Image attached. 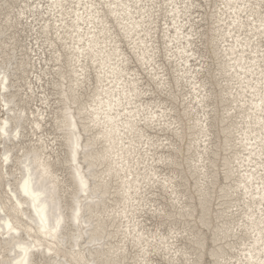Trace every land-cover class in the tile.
Masks as SVG:
<instances>
[{
	"label": "bare ground",
	"instance_id": "obj_1",
	"mask_svg": "<svg viewBox=\"0 0 264 264\" xmlns=\"http://www.w3.org/2000/svg\"><path fill=\"white\" fill-rule=\"evenodd\" d=\"M15 2L0 0V15L3 6L13 8ZM220 2L216 15L212 14L217 25L210 29L211 34L204 33L219 59V67L212 73L216 80L210 84L218 89L207 88L192 64L193 58L200 59L194 47L198 35L195 20L190 19L196 0H163L169 16L162 19L159 0L27 1L18 10L25 21L11 16L13 10L6 12L5 25L0 23V111L4 113L0 128L8 123V136L0 133V264H17L23 256L22 246L29 248L30 264H39L37 253L48 256L46 264H131L128 260L132 259L133 264H154L150 254L161 248L186 256L184 263L172 257L174 264H202L207 253L213 257L212 264H264V2ZM110 4L117 7L112 9ZM123 4L130 7V14L119 7ZM132 21L141 27L132 31ZM19 25L36 29L37 37L30 44L34 56L18 54L23 46L16 38ZM161 34L166 39L165 56L176 64L172 66L177 73L173 79L159 59ZM45 43L50 48L48 56ZM131 54L135 66H131L135 62ZM35 58L41 70L43 61L48 67L53 62L58 76L51 80L56 92L39 91L43 97L38 114L29 107L36 93L34 84L24 77ZM138 65L157 80L158 87L167 90L171 107L162 106L163 100L157 96L149 98L156 90L144 81ZM36 78L39 88L45 89L49 80L44 81L40 74ZM20 79L26 80L31 90L25 91L24 97ZM183 80L193 86V93L187 92L191 97L180 109L176 103ZM54 94L58 95L53 98L57 107L48 112ZM220 104L226 106L223 114ZM51 121L60 132L48 140L36 130ZM27 125L31 126L30 134L38 136L37 143L32 142L34 138L23 142L29 135ZM154 125L171 127L181 142L194 136L185 148L187 154L194 156L196 152V156H184V163L179 162L176 156L182 145L169 138L167 143L155 140L148 130ZM215 138L218 141H213ZM58 146L68 149V156L61 159ZM162 146L175 152L159 155L157 149ZM62 162L68 176L58 173L57 165ZM155 162L186 166L182 172L186 170L192 178L198 176L192 184L197 196L192 190L189 196L188 190H178L180 182L176 181L181 171L174 167L172 175L163 176ZM188 179L185 174L182 182ZM155 184L176 195L181 204L176 216L194 222L192 230L197 226L195 232L188 230L190 246L195 249L193 259L188 257L191 247L177 245V236L160 234L157 240L145 231L139 213L144 211L147 194ZM214 195L216 202L220 200L216 207L211 204ZM183 197L188 202H182ZM212 205L221 209L217 212ZM155 212L168 217L174 214L164 207H156ZM214 216L220 218L222 226L214 225ZM53 227L55 232H51ZM203 227L214 236V245L208 249L209 238ZM186 233L176 232L178 236ZM131 246L136 248L135 256Z\"/></svg>",
	"mask_w": 264,
	"mask_h": 264
},
{
	"label": "rangeland",
	"instance_id": "obj_2",
	"mask_svg": "<svg viewBox=\"0 0 264 264\" xmlns=\"http://www.w3.org/2000/svg\"><path fill=\"white\" fill-rule=\"evenodd\" d=\"M9 1H11V0H9ZM15 1L16 0H14V2ZM27 1H28V4L36 2V1L38 2V0H32V2H30V0H24V2H27ZM159 1L162 3V7H163V10L160 13L162 16V17L160 16L161 17L160 19H162V18H164V16H169V14L167 13V10H166L167 4L163 3V0H159ZM260 1H261V5H262V2H264V0H260ZM24 2H23V0L16 1L15 6L13 8H9L8 6H3L4 10L2 11L3 13L0 15V23L5 25L4 20L6 19L5 18L6 12L7 11L11 12V10H13V12H15V14H11V16L16 15L18 18L19 17L21 18L19 12L22 10V7H24ZM220 4H221L220 0H198V1L196 0V5L192 9V11H191L192 15L190 17V19L195 20V22H194L195 27L194 28L196 29L198 35H196V37H195L194 47H195L197 53L199 52L197 54V56L200 57V59L197 61L195 58H193L192 64H195V65H193V67L196 70L200 71L199 77L203 81L207 82V88H209V89L210 88H217V89L219 88L216 84L214 85L215 87L213 85H210V84H212V82H214L216 80V79L212 78V73L213 72L216 73L215 69H217L219 67V65H218L219 59H217L215 57V55L212 53L211 45H209V43L206 39L207 35L204 33L208 34L210 32L209 34H211L210 29L214 28L217 25L216 19L212 16V14L214 13L216 15V12L218 11V6H220ZM6 7H8L9 10H7ZM20 7H21V10H20ZM18 10H19V12H18ZM40 10L42 11L41 8H40ZM261 11L264 12V6H262ZM206 14H207V16H206ZM38 17L42 18L43 15L38 16ZM202 18H203V20H202ZM21 20H24V18H21ZM208 29H209V31H208ZM7 32H9V31H7ZM16 32H17L16 38H18V40L20 41V44L23 45L21 47L22 49L19 48L20 51L18 54H22V52H23V53H27L30 56H34V53H32V51L30 49L31 48L30 44L32 43V40H34V36H36V35H34V34H36V29H33V27L28 26V25L27 26L25 25L24 27L22 25H19V26H17ZM160 38H161V40H160ZM160 38H159V41H160V46H161V53H159V59L162 60V62H164L166 64L167 68L170 70V73H171L170 76H172V79H173V75H177V73L173 72L172 66L174 67L176 64L174 62L168 60V58L165 56L166 50H165L164 42L166 41V39L162 37V34L160 35ZM42 39L44 40V38H42ZM34 42H35V40H34ZM206 42H207V44H206ZM262 43L264 44V38L262 39ZM45 44H46V46H44V48H47L45 50V53L47 52L46 56H48L50 48H48L47 43H45ZM218 44L223 45V43L221 41H219ZM26 46H27V48H26ZM124 46L127 49V51L130 53L131 50L129 48V45L125 44ZM131 55L133 56L134 61H135V56L133 54H131ZM36 59L37 58H35L34 60L31 59V61H30L31 65L28 66V68H27V69H29L28 70L29 72L26 74V76H24L25 78H27V77L30 78V81H32L34 84L33 86H34V90L36 91V93L34 92V94L32 95L33 99L31 101V103L29 104V107L31 108V110H35V111H37L38 106L42 105L41 98L43 97V93H41L39 91H46L47 93L56 92V88L52 84L51 80H53V78L58 79V76L56 74H54V67H52L53 62H49L50 64H48V65L50 67H48V66H46V63L43 61L42 62L43 68L41 70V65L38 64ZM34 63L38 64V66H34L33 65ZM135 65H137L136 61L133 62V64H131V66H135ZM138 67L143 72V74L145 76L144 81L148 82L151 85L150 87L156 90V93L153 95L151 94V96L149 95V98L150 97L156 98V96H157L158 98L163 100L162 106H169L170 105V107H171L172 99L170 98V95L167 92V90L165 91V90H162V88L158 87L156 84L157 80L152 79L150 76H147L146 72H144L139 65H138ZM169 67H171V68H169ZM45 71L51 72V74L45 75V73H44ZM16 73H17V70H16ZM36 74L42 75L44 78V81L49 80V82L47 84H45V89L39 88L40 82L37 80ZM17 75L23 76L22 73H19ZM33 76H34V80H32ZM217 79H219L220 81L222 80L220 77H218ZM19 81H20V85H23V87L21 88V93H23V97H24L25 91L30 92L31 90L28 88L29 86L26 85L27 84L26 80H24V82H23V79H20ZM28 82H29V80H28ZM183 85H184V88H183L184 90L182 89V94H181V92H179L180 96H179L178 102L176 103L177 105H179L180 109H182L183 105L186 104V102L191 97V94L190 93L187 94V92L191 91L193 93V86L190 85V83H188L187 80H183ZM146 88H148V87H146ZM187 96H189V98ZM57 97H58V95H56V94L50 96V98L52 99L51 105L53 107L51 109L47 108L48 112H50V110L56 109L57 103H56V101H54V99ZM181 100H185V101L183 103H181V105H180ZM209 101L212 102V100H209ZM197 108L200 111L201 107L197 106ZM211 109H212V107L207 108V110H211ZM225 109H226V106H224L223 104H220V110L223 111L221 114H223L225 112ZM168 110H170V109L168 108ZM194 113L196 114V112L193 111V114L191 115V117H193V118H194ZM3 114L4 113L2 111H0V118H2ZM37 114H38V111H37ZM171 114L175 115L176 112L173 111V113H171ZM198 114H200V112ZM213 114L214 113L210 111V115L212 116ZM50 116H52V115H50ZM202 116H203V110H202ZM202 116H200V117H202ZM31 118H32V115H31ZM171 120H173V119H171ZM212 121H213V119H212ZM0 122H1V120H0ZM192 122H193V120H192ZM44 127H43L44 130L43 129L42 130H36L35 129V130H36L37 134H40V135L44 134L45 138L48 140H49V137L53 138L56 134H58L60 132L58 129H56V126L52 121L49 122V124L47 123V125L44 123ZM30 128H31V126H30ZM30 128H28V125H27L26 131H28L29 135L23 139V142H27V141L29 142L30 140H32V138H34V140H32V142H36L38 136H36L32 133L30 134ZM152 128H149L148 130H149V133H151L153 136H155V138H154L155 140L159 138V139H161V141L167 143V141H168L167 138H169L170 141H177L178 143H180L182 145V151H179L177 153V156H176L178 158L180 157V160H178V158H177V160L179 162L184 163V156H186V158H188V156H190V158H194V156H196V152H194L195 147L192 149V151L194 152V156H192V152H190V154H187V152H186L187 148H185L186 143L188 144V140L189 139L191 140L192 138H194V136H192V138L187 137L188 139H186V141L181 142L171 127L170 128L165 127L164 129H161L160 127H157L154 125ZM213 129L216 132V128H213ZM212 138H214V136ZM164 140H166V141H164ZM213 141H218V140H216V138H215ZM25 145L32 146L33 144L27 143ZM0 148H1V146H0ZM200 148H202V147H200ZM66 150H67V152H66ZM47 151H50L51 154L53 153V155H56V153H54L50 149ZM62 152H64V154H62ZM157 152H159V155L168 156L170 153L172 154L175 151L172 149V147H169V146L163 147L162 146V147H159L157 149ZM230 152H228V154H230ZM57 154H60L61 159L65 158L66 156H68V149H66L64 147L60 148V146H58L57 147ZM230 156H232V154H230ZM219 163H220V160L218 161V164ZM186 164H190V162H186ZM154 165L158 167L157 168L158 171L160 173H162L163 176L166 174L172 175L173 169L177 168L176 172L181 171L180 179L176 181L178 183L180 182L179 183L180 186H178V190L181 191L182 193H184V192H186V190H188V192H186V195L188 193L190 195L191 190H192V192H194V195L197 196V193L195 192V188L192 187V184H194V180H196V179L198 180V176L195 175L194 178H192V177H190V173L186 172V170H185V172H182V169H186V166L183 165L180 168H178V166H174L175 167L174 168L173 165H167L166 163L164 164L163 162H158V163L155 162ZM219 165H221V164H219ZM57 168L59 169L58 173L59 174L61 173L60 175L64 174V176H68V172L66 171L68 169H67L66 165L64 164V162H62L61 164H58ZM220 168H222V165L220 166ZM222 173L220 172V174H219V177H220L219 181L224 180ZM185 174L189 178L188 182H186V180H184V182H182V178ZM200 180H201V178H200ZM159 186H160L159 184L158 185L155 184L154 187L150 188V190L147 194L148 199L145 201L144 211L139 213L140 215H142L140 217V220H142L144 222L143 225H145V231L147 230L146 232L149 235L154 236L157 240H159L161 238L160 234L168 236V237H172L175 235V236H177L175 238L177 245L182 244L183 247H187V248L191 247L190 245H192V244L189 242V239H188V230L191 228L190 232H193V231L195 232V230L197 229V226L194 228V230H192V228H193L192 226L195 224L194 222L188 221L187 220L188 218H184V217L180 218L179 215L176 216V212L179 211V210H176V208L177 207L179 208L181 206V204L178 203V200L175 199L176 195L170 194V192L166 191L165 189L163 190V188L161 186L160 187ZM182 186H186V188L182 187ZM4 188L7 190L6 185H4ZM216 189L217 188L214 189V193L216 192V194H217L218 189L217 190ZM162 192H164V194H162ZM166 192H168V194H166ZM189 195H187V196H189ZM215 195H214V201L212 200L211 204H213L216 207V204H219L220 200L217 199L218 201L216 202V196ZM196 199L192 200V202H196L197 201ZM173 200H175V201H173ZM182 202H184V203L188 202V198L183 197ZM166 204H167V206L165 207L164 205H166ZM213 205H212V209L215 211H217V210L219 211L220 206H218V208H214ZM156 207H164L167 211L169 210V212L170 211L174 212V214L171 213L173 215L172 217L160 215L158 212H155ZM172 208H174V210H172ZM151 211H153V212H151ZM162 217H164V218H162ZM23 219H25V218H23ZM189 222H192V224H190ZM214 225L222 226V222H220V218H216V216H214ZM200 226H201V224H200ZM156 230H158V232H156ZM172 230H174V232H172ZM182 230H184V232H187V233L184 234V236H178V234H182ZM202 230L206 234V236H208V238H209L206 242V248L208 249L214 245V242L212 241V238L214 236H212V231L210 229L203 227ZM152 232H154V234H152ZM176 232H178V234H176ZM171 241H173V239H171ZM235 242L239 243L238 239H236ZM227 250H228V248H227ZM236 250H238V249H236ZM130 251L132 253V256L136 255V254H134L136 251V248H132V246H131ZM188 251L191 254V255L189 254L188 257H191L193 259L195 249H193L191 247L190 250L188 249ZM228 253L236 254V252H228ZM37 254H38L37 255V257H38L37 261H39V264H46L47 261H49L48 256L44 257L40 253H37ZM175 256L179 258L180 263H184L186 256H184V258H182L183 255H180L179 253L176 255L174 253V250L170 251L169 249L161 248L159 251H154V253L150 254V257H151L154 264H174V262L173 261L170 262V260H172L171 258L175 257ZM57 258H59V257H57ZM168 258H170V259H168ZM128 261L131 264H133V262H135L134 259L128 260ZM212 262H214L213 257H211L210 253H207L203 258L202 264H212Z\"/></svg>",
	"mask_w": 264,
	"mask_h": 264
},
{
	"label": "snow or ice",
	"instance_id": "obj_3",
	"mask_svg": "<svg viewBox=\"0 0 264 264\" xmlns=\"http://www.w3.org/2000/svg\"><path fill=\"white\" fill-rule=\"evenodd\" d=\"M85 7H88L87 5ZM92 7H95V5H93ZM108 7L112 8V9H115L117 7V5L115 4H110ZM119 7H122L124 9H126L128 11V13L130 14L131 13V9L130 7L127 5V4H123V5H119ZM79 16V14H78ZM143 19V18H142ZM141 27V24L136 22V21H132L131 23V30L132 31H136L137 29H139ZM146 55H150V53L146 52L145 53ZM262 56H264V54H262ZM262 71V75H264V69L261 70ZM2 78V77H0ZM125 95H128V93L126 92ZM5 107H7V104L4 105ZM8 127V123L7 121L4 122V126L2 128H0V133H2L5 137L8 136V132L5 131V129ZM17 134H18V130H17ZM77 147H78V144H77ZM4 159V162L7 163L8 161V156L5 155L3 157ZM81 183L83 184V180L81 181ZM24 189H25V194H28L29 192V189H28V181L26 180L25 181V186H24ZM33 197L35 198V194L33 193ZM44 221L41 220V224H43ZM58 224L59 222L57 221V227H58ZM7 227L11 230L12 229V225L11 224H8ZM42 230L44 231H49L47 228H43ZM57 230L56 227H53L51 229V232H55ZM21 252L23 253V256H22V259L20 261L17 262V264H30L29 260L27 259L28 257V252H29V248L26 247V246H22L21 247Z\"/></svg>",
	"mask_w": 264,
	"mask_h": 264
}]
</instances>
